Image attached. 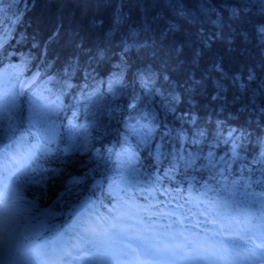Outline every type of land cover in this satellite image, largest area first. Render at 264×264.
Instances as JSON below:
<instances>
[{
  "label": "snow or ice",
  "instance_id": "1",
  "mask_svg": "<svg viewBox=\"0 0 264 264\" xmlns=\"http://www.w3.org/2000/svg\"><path fill=\"white\" fill-rule=\"evenodd\" d=\"M100 2L104 7L112 9L107 27L101 17H93L90 26L101 32L103 40L109 43L119 39L120 51L125 54L137 45L153 48L158 44L164 45L167 55L181 66L186 52L191 53L193 65H198L204 56L208 55L211 57L209 74L215 72L223 77V58L213 53L214 42L225 44L226 50L232 53L239 51L235 47L237 39L245 45L255 39L257 47L264 52V20L254 25L252 33L233 29V24L245 17L264 18V0ZM201 18L204 23L210 24L213 30L210 34H205L201 27L198 30L200 46L196 47V41L192 39L191 34L184 31V25H190ZM80 46L83 47V44ZM2 47L3 42H0V48ZM240 54L243 55V52ZM23 72V68L15 65L11 71L0 72V264H73L74 261L80 264H264V167L256 169L260 176L252 179L254 170L245 165L240 169L242 175L244 172L248 173V179L243 185L234 181L232 189L226 185L219 189V192L226 194V201L233 202L231 205H224L227 211L234 212L232 222L241 232L252 233L247 236H229L227 242L221 241L219 244L198 243L187 237H184V242H176L174 235L169 237L171 242H165L159 236L146 237L142 233L131 235L126 228L118 227V223L100 228L97 226L100 208L106 206L101 203L96 207L88 199L71 208L68 215L72 220L63 228L50 224L49 219L63 215L62 212L54 210L57 205L64 203L62 198L71 195L76 186L83 183L84 178L78 177L62 180L65 191L59 193L52 207L38 212L40 219L32 223L35 216L29 217L25 213L38 209L39 206L35 199L24 201L22 192L26 186H31L36 199L46 198L48 181L55 183L60 171H63L47 168L44 164L56 155L58 149L52 146L57 144V140L65 139L59 134L60 125L56 123V117L65 107L61 97L66 94V89L72 88V84L67 80L57 81L40 68L36 69L31 79H24ZM64 75H69L68 69H65ZM140 75L142 86L147 89L145 96L156 91V95L163 97V93L150 86L154 84L151 74H147V78L145 74ZM188 78L195 84L201 83L195 80L193 73H190ZM164 79L168 80V77L165 76ZM233 84L238 92L234 99L245 101L242 110L259 112L261 122L264 123V81L257 83L255 71L249 69L244 76L235 74ZM49 85L59 91L53 92ZM217 98L218 94L212 97L213 100ZM171 101L178 103L179 97L172 96ZM128 107L136 109L137 105L133 103ZM163 107L173 114L176 112L175 107L168 108L167 104ZM72 115L76 117L75 112ZM141 116L154 123L151 126L149 123L142 125L139 119L130 115L128 119L135 122L128 125L129 132L131 136L137 137V142L134 150L129 144L128 148L117 154L118 156L134 159L139 164L140 152L147 150L155 171L159 172L161 166L167 162L169 167L164 169L163 177L172 179L174 177L170 174L178 172L181 166L185 172L197 168V161L202 157L199 154L193 155L191 150L186 149V145L197 148L205 142L209 133L207 129L197 125L194 114L191 117L184 114V122L193 126L191 136L183 128L173 129L167 123L161 124L154 113L142 112ZM212 135L215 143L211 148L221 144L230 145L231 160L235 162L240 158L238 150L249 140L251 133L217 121L215 133ZM87 136V128L69 120L67 138L70 149L86 148ZM157 136L159 140L154 142L157 141ZM78 137L80 143H77ZM258 143V156H254L252 162L264 166V142ZM211 148L203 159L208 160V164L214 168L213 161L216 156ZM59 151L63 155L69 154V149ZM107 151L111 154L110 149ZM219 160H224V156H220ZM156 179L160 180L161 176L157 175ZM253 184L259 191H248ZM238 193L241 194V199L236 200ZM21 202L26 204L25 208L20 207ZM107 211L112 213L115 209L107 208ZM93 216H96L97 222L93 221ZM112 219L119 222L123 217L117 215ZM224 219L227 220L228 216ZM173 223L182 225L184 220L177 218ZM205 223L215 225L218 221L210 219ZM242 224L246 227H240ZM230 226L229 224L220 227L223 230L224 227ZM166 227L171 229L172 224ZM45 232L51 235L44 236ZM180 235L183 236V233ZM213 235H219V232Z\"/></svg>",
  "mask_w": 264,
  "mask_h": 264
},
{
  "label": "trees",
  "instance_id": "2",
  "mask_svg": "<svg viewBox=\"0 0 264 264\" xmlns=\"http://www.w3.org/2000/svg\"><path fill=\"white\" fill-rule=\"evenodd\" d=\"M111 14L112 9L104 7L100 0H0V42H3L0 48V72L11 71L15 65L24 69L23 77L31 78L40 68L55 80H67L72 84V88L66 89V94L61 97L65 107L56 117V123L60 125L59 134L65 139L57 140V144L52 146L58 149L56 155L44 164L47 168L63 171H60L55 183L48 181L46 198L36 199L31 186L25 187L22 195L30 200L35 199L39 206L25 214L35 216L32 223L38 221L40 217L37 213L52 207L59 193L65 191L61 181H67L70 177L84 179L71 195L62 198L64 203L55 207L54 210L63 215L48 221L61 228L72 220L68 215L72 207L79 206L85 199L96 207L101 203L108 205L117 196L119 187L132 192L139 199L162 197L164 189L170 199L179 200L183 194L191 192L217 197L221 199L222 206L225 203L231 205L233 202L226 201V194L219 192V189L225 185L232 189L234 181L243 185L248 173L242 175L240 169L245 165L254 170L252 179L260 176L255 170L264 167L252 162L253 157L258 156V142H264L261 114L242 110L245 101L234 99L238 92L233 84V76L237 73L244 76L252 69L257 75V83L264 81V52L257 47L255 39L247 45L237 39L235 47L239 51L232 53L226 50L225 44L214 42L213 53L223 58V77L215 72L209 74L211 57L208 55L198 65H193L191 53L186 52L181 66L167 55L164 45L158 44L155 48L137 45L125 54L120 51L119 39L109 43L103 40L101 32L90 26L93 17H101L107 27ZM262 20V17L248 16L235 22L233 29L252 33L254 25ZM201 27L205 34L213 30L210 24L204 23L203 18L184 25V31L191 34L196 47L200 46L198 30ZM65 69L69 71L67 77L64 75ZM190 73L201 83H193L188 78ZM140 74H145V78L151 74L154 84L150 86L163 93V97L156 95V91L145 96L147 89L142 86ZM165 76L168 80L164 79ZM49 87L53 92L59 91L53 85ZM217 94L218 98L213 100L212 97ZM172 96H178L179 102L174 104ZM133 103L137 105L136 109L128 107ZM164 104L168 108L175 107L176 112H169L163 107ZM73 112L76 117H73ZM142 112L154 113L161 124L167 123L173 129L183 128L189 136L193 126L184 122V114L196 116L197 125L207 129L209 135L197 148L186 145L193 155L202 157L197 161L195 170L185 172L181 166L178 172L170 174L174 179L166 178L163 171L169 167L168 163L165 162L156 172L147 150L140 152L139 164L134 159L117 155L129 144L134 150L137 142V137L129 132L128 125L135 122L128 119L130 115L139 119L142 125L149 123L151 126L154 123L146 121L141 116ZM69 120L87 128L86 148H69ZM217 121L251 133L249 140L238 150L240 158L235 162L231 160L230 145L221 144L211 148L215 143L212 134L215 133ZM158 140L159 136L154 142ZM77 143H80L79 137ZM210 148L216 156L214 168L208 164V160L203 159ZM62 149H69V154H61L59 150ZM220 156H224V160H219ZM157 175L161 176L160 180L156 179ZM248 191L259 189L253 184ZM239 199L240 193L236 197V200Z\"/></svg>",
  "mask_w": 264,
  "mask_h": 264
},
{
  "label": "rangeland",
  "instance_id": "3",
  "mask_svg": "<svg viewBox=\"0 0 264 264\" xmlns=\"http://www.w3.org/2000/svg\"><path fill=\"white\" fill-rule=\"evenodd\" d=\"M26 79H31V78H26ZM24 201H32V200H30V199H28V198H26L25 196H24ZM116 204H118L117 202H116ZM153 204H156V205H159V204H157V202H154V203H150L148 206H153ZM28 207H30V205H27ZM20 207L21 208H25L26 207V204L24 203V202H21V205H20ZM207 207H208V210H210V211H215V207H214V205H208L207 204ZM109 208H116V205H114V206H111V207H109ZM159 208H156L155 210H153V212L151 213V210L150 209H148L147 208V211H146V213L148 214V215H150V213L152 214V215H154V214H156V213H158V212H165L166 214H168V213H170V211H168V210H170V209H163L161 206H160V210L159 211H157ZM102 212L100 211V220L97 222V218L96 217H92V219H93V221L94 222H97V226L98 227H100V226H102V224H101V219H103L102 218V215L103 214H101ZM203 215L204 216H208L209 215V213H207V212H203ZM219 215H223L224 216V213H222V212H219ZM179 217V219H182L181 218V216H178ZM210 219H214V220H217L218 221V223L217 224H215V225H213V227H212V229L210 230V233H215V232H219V235L218 236H223L224 234H228V233H230V234H234V235H245V233L244 232H241L240 230H235V231H233V229H231L232 228V225L228 228L229 230H225V229H227V227H225V229H224V231H222L221 230V228H220V226L221 225H226V224H230V222L229 221H226L225 223L224 222H222V221H220L219 219H216V218H213V217H210ZM209 219V220H210ZM197 219H196V217L195 216H193L192 218H191V221H189V223H191L192 224V226H197L198 224H197V221H196ZM157 222H159V221H157ZM161 225H164L165 227L167 226V225H169L170 224V222L169 221H160L159 222ZM175 230H178V229H175ZM173 231V230H172ZM168 232H171V230H168ZM132 233H140V231L139 230H132ZM224 233V234H223ZM250 246V245H249Z\"/></svg>",
  "mask_w": 264,
  "mask_h": 264
},
{
  "label": "bare ground",
  "instance_id": "4",
  "mask_svg": "<svg viewBox=\"0 0 264 264\" xmlns=\"http://www.w3.org/2000/svg\"><path fill=\"white\" fill-rule=\"evenodd\" d=\"M120 209H121V212L119 213V215H123L124 217L127 216V215H130V214L133 215L134 207H132L131 205L121 204L120 205ZM167 238L168 237H166L165 239H162V240H164L165 242H171ZM193 241H196L198 243H204V244L212 243L210 241H205L204 239L197 238V237H193ZM176 242H178V241H176ZM212 244H215V243H212Z\"/></svg>",
  "mask_w": 264,
  "mask_h": 264
}]
</instances>
